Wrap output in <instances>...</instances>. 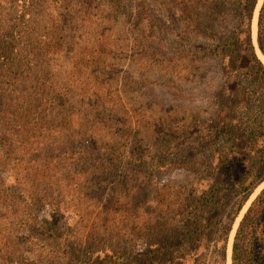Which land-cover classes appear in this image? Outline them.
<instances>
[{
	"label": "rangeland",
	"instance_id": "obj_1",
	"mask_svg": "<svg viewBox=\"0 0 264 264\" xmlns=\"http://www.w3.org/2000/svg\"><path fill=\"white\" fill-rule=\"evenodd\" d=\"M27 1L20 70L1 53L19 3L0 0V264H81L78 248L127 261L162 193L191 179L180 158L218 81L193 53L210 44L184 43L164 0Z\"/></svg>",
	"mask_w": 264,
	"mask_h": 264
},
{
	"label": "trees",
	"instance_id": "obj_2",
	"mask_svg": "<svg viewBox=\"0 0 264 264\" xmlns=\"http://www.w3.org/2000/svg\"><path fill=\"white\" fill-rule=\"evenodd\" d=\"M120 2L114 0L113 6L121 7ZM257 2L164 0L168 12L178 13L184 43L198 44L200 37L210 44L195 47L194 59L214 60L218 66V81L202 90L210 116L202 117L199 109L195 146L180 158L191 179L162 193L159 213L156 208L149 212L151 239L143 249L134 248L129 260L78 248L73 254L87 255L81 264H228L231 237L230 264H264V187L247 205L264 183V62L251 36ZM18 3L1 38V53L4 63L22 70L29 64L22 43L29 39L32 11L29 1ZM172 34L165 27V35ZM257 44L264 57V0L257 15ZM16 180L23 185V179Z\"/></svg>",
	"mask_w": 264,
	"mask_h": 264
},
{
	"label": "bare ground",
	"instance_id": "obj_3",
	"mask_svg": "<svg viewBox=\"0 0 264 264\" xmlns=\"http://www.w3.org/2000/svg\"><path fill=\"white\" fill-rule=\"evenodd\" d=\"M256 19H257V10L255 12V14L253 15V20H252V39H253V44L256 47ZM257 54L258 56L262 59V61L264 62V57L260 54L259 50L256 48ZM263 57V58H262ZM233 235V234H232ZM232 239V237H231ZM229 241V245H228V253L230 251V246H231V240ZM229 259V257H228ZM228 264H230V260H228Z\"/></svg>",
	"mask_w": 264,
	"mask_h": 264
},
{
	"label": "water",
	"instance_id": "obj_4",
	"mask_svg": "<svg viewBox=\"0 0 264 264\" xmlns=\"http://www.w3.org/2000/svg\"><path fill=\"white\" fill-rule=\"evenodd\" d=\"M256 10V9H255ZM257 15H258V11H257ZM253 20V19H252ZM251 36H252V32H251ZM256 48L259 50V52H260V49L258 48V44H257V19H256ZM256 52V51H255ZM260 54H261V52H260ZM262 55V54H261ZM263 56V55H262ZM231 243H232V241H231ZM230 243V244H231ZM230 248H231V246H230ZM229 260H230V251H229Z\"/></svg>",
	"mask_w": 264,
	"mask_h": 264
}]
</instances>
